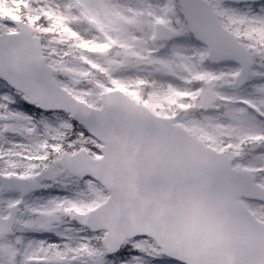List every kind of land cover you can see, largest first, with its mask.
<instances>
[{
  "label": "snow or ice",
  "instance_id": "snow-or-ice-1",
  "mask_svg": "<svg viewBox=\"0 0 264 264\" xmlns=\"http://www.w3.org/2000/svg\"><path fill=\"white\" fill-rule=\"evenodd\" d=\"M0 264H264V0H0Z\"/></svg>",
  "mask_w": 264,
  "mask_h": 264
}]
</instances>
